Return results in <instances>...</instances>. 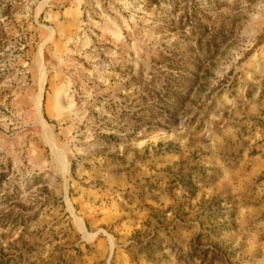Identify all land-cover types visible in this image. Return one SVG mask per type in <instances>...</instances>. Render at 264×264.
Returning a JSON list of instances; mask_svg holds the SVG:
<instances>
[{"label":"rangeland","instance_id":"obj_1","mask_svg":"<svg viewBox=\"0 0 264 264\" xmlns=\"http://www.w3.org/2000/svg\"><path fill=\"white\" fill-rule=\"evenodd\" d=\"M0 264H264V0H0Z\"/></svg>","mask_w":264,"mask_h":264},{"label":"bare ground","instance_id":"obj_2","mask_svg":"<svg viewBox=\"0 0 264 264\" xmlns=\"http://www.w3.org/2000/svg\"><path fill=\"white\" fill-rule=\"evenodd\" d=\"M41 65V64H40ZM41 86H43V82H42V85ZM60 156V155H59ZM62 158V157H61ZM61 161L63 162V160L61 159Z\"/></svg>","mask_w":264,"mask_h":264}]
</instances>
